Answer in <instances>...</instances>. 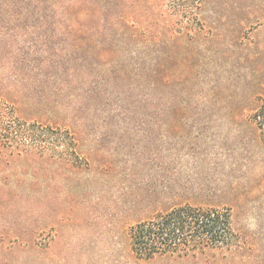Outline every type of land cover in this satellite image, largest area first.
Returning <instances> with one entry per match:
<instances>
[{"label":"rangeland","instance_id":"374dc122","mask_svg":"<svg viewBox=\"0 0 264 264\" xmlns=\"http://www.w3.org/2000/svg\"><path fill=\"white\" fill-rule=\"evenodd\" d=\"M159 37L158 64L116 72ZM258 93L264 0H0V264H231L133 255L128 228L180 204L229 209L236 264H264ZM13 116L74 132L79 156L3 138Z\"/></svg>","mask_w":264,"mask_h":264},{"label":"trees","instance_id":"16d2710c","mask_svg":"<svg viewBox=\"0 0 264 264\" xmlns=\"http://www.w3.org/2000/svg\"><path fill=\"white\" fill-rule=\"evenodd\" d=\"M202 2L203 0H196L198 6ZM191 13L197 19L195 31H200L204 25L198 19L197 12L195 14V11H191ZM258 22L257 17L255 24ZM168 43V39L159 37L151 43L156 47L155 49L148 46L136 50L120 48V58L124 63L118 64L116 72H121L123 67H132L133 70L134 65L141 60L149 64H152V61L158 64V60L161 61L163 57L159 47ZM103 98L105 100V97ZM254 98V105L248 109L247 119L257 128L260 139L264 142V93H258ZM243 100L240 99L241 102ZM166 101L168 98L163 102L165 104H162V111L163 116L168 118L171 117V110L166 105ZM86 105H89L87 100ZM96 105L95 103L94 106ZM98 109L103 111V108L98 107ZM5 124L8 133L2 137L12 140L11 142H15L16 145H23L25 142L30 144L42 142L53 151L67 155V159L79 156L80 149L76 135L68 129H60L39 121L28 123L15 116L8 119ZM128 235L133 255L141 260L165 255L175 258L195 257L205 255L208 251L224 250L227 253L226 263L236 264L234 259L241 254L245 246V239L233 227L229 209L192 204L174 205L166 211L155 213L149 219L134 223L128 228Z\"/></svg>","mask_w":264,"mask_h":264}]
</instances>
